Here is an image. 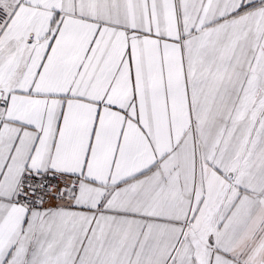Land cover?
Here are the masks:
<instances>
[{
  "label": "snow or ice",
  "instance_id": "6c2138e0",
  "mask_svg": "<svg viewBox=\"0 0 264 264\" xmlns=\"http://www.w3.org/2000/svg\"><path fill=\"white\" fill-rule=\"evenodd\" d=\"M0 264H264V0H0Z\"/></svg>",
  "mask_w": 264,
  "mask_h": 264
}]
</instances>
